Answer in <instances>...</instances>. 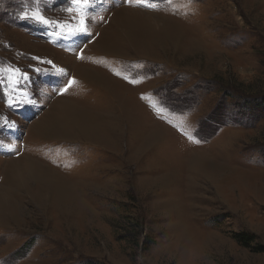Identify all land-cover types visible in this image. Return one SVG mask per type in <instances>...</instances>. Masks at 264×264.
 <instances>
[{"label":"rangeland","instance_id":"374dc122","mask_svg":"<svg viewBox=\"0 0 264 264\" xmlns=\"http://www.w3.org/2000/svg\"><path fill=\"white\" fill-rule=\"evenodd\" d=\"M0 264H264V0H0Z\"/></svg>","mask_w":264,"mask_h":264},{"label":"snow or ice","instance_id":"6c2138e0","mask_svg":"<svg viewBox=\"0 0 264 264\" xmlns=\"http://www.w3.org/2000/svg\"><path fill=\"white\" fill-rule=\"evenodd\" d=\"M77 2L79 3V2H81V0H77ZM82 2L85 4V6H87L89 3V0H82ZM24 18H33V17H29V16H27V14H24ZM35 18L38 19L40 22L48 23V21L45 20L42 16H36ZM78 31L81 33H84L87 31V29L85 27V20L83 18L80 19V27H79ZM70 85H71V81H69L68 84H66L63 88H61L57 94L62 95L64 92H66L68 90Z\"/></svg>","mask_w":264,"mask_h":264},{"label":"bare ground","instance_id":"6f19581e","mask_svg":"<svg viewBox=\"0 0 264 264\" xmlns=\"http://www.w3.org/2000/svg\"><path fill=\"white\" fill-rule=\"evenodd\" d=\"M134 11H135V10H134ZM131 12H132V11H131ZM137 12L140 13V14H141V13L143 14L142 11H139V10H138ZM137 12H136V13H137ZM40 118H41V117H40ZM10 161H11L12 163H16V167H15V169H13L15 173L19 172V171H16V170L19 169L18 167H20V168H21L20 170H22L23 167L25 166L26 169L28 168L27 170H29V169L31 168L30 166L33 165L31 161H25L24 164H18V162H16V161L13 162L14 160H12V159H10ZM11 162H10V163H11Z\"/></svg>","mask_w":264,"mask_h":264},{"label":"trees","instance_id":"16d2710c","mask_svg":"<svg viewBox=\"0 0 264 264\" xmlns=\"http://www.w3.org/2000/svg\"><path fill=\"white\" fill-rule=\"evenodd\" d=\"M244 240H246V239L244 238ZM244 242H246V241H244Z\"/></svg>","mask_w":264,"mask_h":264}]
</instances>
